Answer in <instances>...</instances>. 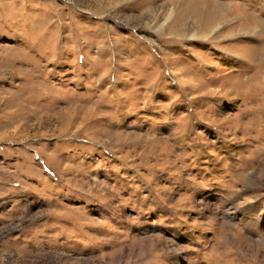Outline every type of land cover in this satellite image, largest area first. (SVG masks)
Listing matches in <instances>:
<instances>
[{"label":"rangeland","instance_id":"374dc122","mask_svg":"<svg viewBox=\"0 0 264 264\" xmlns=\"http://www.w3.org/2000/svg\"><path fill=\"white\" fill-rule=\"evenodd\" d=\"M263 100L264 0H0V264H264Z\"/></svg>","mask_w":264,"mask_h":264},{"label":"bare ground","instance_id":"6f19581e","mask_svg":"<svg viewBox=\"0 0 264 264\" xmlns=\"http://www.w3.org/2000/svg\"><path fill=\"white\" fill-rule=\"evenodd\" d=\"M231 23V22H230ZM245 27H247V24H245V22L243 21V20H241V19H238V22L236 23V28L235 29H237V30H240V29H242V28H245ZM251 60V59H250ZM251 67V66H250ZM251 69H252V67H251ZM254 77V76H253ZM250 80V78L247 80V82ZM246 81L244 82V83H247ZM260 89V88H259ZM257 92V91H256ZM264 102V100L262 101V103ZM264 113V111H261V112H259V114H263Z\"/></svg>","mask_w":264,"mask_h":264}]
</instances>
